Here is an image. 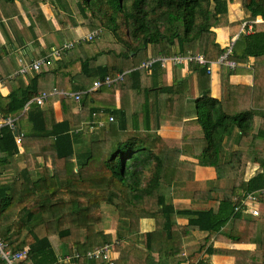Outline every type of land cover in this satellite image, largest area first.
Wrapping results in <instances>:
<instances>
[{
  "label": "trees",
  "instance_id": "1",
  "mask_svg": "<svg viewBox=\"0 0 264 264\" xmlns=\"http://www.w3.org/2000/svg\"><path fill=\"white\" fill-rule=\"evenodd\" d=\"M39 1L41 0H31V3ZM228 1L231 0H75L72 5L75 12H71V6L65 0L56 4L55 12L59 23L63 20L62 23L67 21L64 25H68L70 20L74 26L78 25L77 19L85 23L89 20L96 21L104 30L111 32L118 47L115 52L103 49L102 57L109 59L111 56L113 63L99 65L97 69L101 70L100 74L89 75L90 72L83 71L82 64L85 61L89 63V59H85L81 61L79 71L72 67L62 70L57 66L51 72H44L42 69L34 72L39 76L51 74L60 83L51 84L49 80L47 84L39 85L34 77L27 84L14 81L16 84H12L7 95L0 94L2 119L21 114L31 122V131L26 136L20 132L14 120L11 122L13 128L7 122L0 126V157L16 156L18 147L14 128L23 134L21 145L24 151L16 157L23 166L9 178V183L0 180V240L10 253L28 248L26 259L18 264H98L96 259L84 257L70 259L69 263L60 262L49 237L56 235L64 245L68 240L79 253L94 245L97 247L112 243L108 235L97 228L103 221V205L114 208L118 228L115 237L122 243L133 239L130 237L131 225L138 223L139 219L151 218L155 221L152 231L137 234L141 239L140 244L147 251L158 254L156 262L150 261L147 264H168V259H174L183 251V239L195 240L189 247L191 249H186L190 253L196 251L194 247H198V252L204 250L208 255L217 254L218 249L210 244L212 235H217L221 240L255 245L253 251H234L236 264H264V229L259 220L263 214L254 216L241 210L235 211L246 192L264 190V158L256 159L261 169L255 171L247 181H243L246 161L241 159L240 152L232 149L234 144L244 142L246 137L251 139L262 136L264 139V129H258L256 136L251 133L255 110L225 112L222 102L209 95L210 75L205 68L195 64L202 76L200 96L193 101L203 141L199 146L200 158L197 164L211 166L215 170L213 182H217L218 188H213L212 191L219 193L218 195L221 193V197H217L215 208L207 205L206 208H203L204 205L198 209L174 208L171 201H167L166 194L161 193L163 178H169L164 172L171 166L166 160L169 148L163 145V138L155 133L125 134L120 123L114 126L109 120L112 115L117 117L118 110L113 109L109 103L115 90L131 88L136 92L140 89V79L125 77L127 74L139 77L141 69L133 68L125 72L120 66L121 59H128L130 54L135 56L139 49L152 44L160 47L163 45L167 56L171 54L166 49L173 54L199 51L208 61L217 60L225 48L215 40L212 27H216L221 16L227 13ZM241 3L248 13L243 18L247 24L242 32L237 33L233 42L228 58L235 60L237 67L227 69V76L246 67L248 57L254 58L256 68H264V0H241ZM146 15L150 16V21L146 19ZM258 18L261 20L257 21ZM152 22L155 23L154 27L144 28ZM248 24H252L251 32L247 31ZM234 34L235 32L231 33V37ZM91 41H79L77 38V45L90 46ZM104 42L106 45L107 41ZM100 47L98 45L99 49ZM70 49L60 51L59 60ZM118 52L121 54L120 59ZM118 73H123L120 81L90 90L79 101L81 111L84 114L87 112L93 122L98 119L93 113L98 112L99 108L103 111L101 119L105 123L96 130L73 132V128L79 123L71 115L56 121L53 116L54 101L60 99L69 111L76 106L59 95H49L45 99V107L33 102L40 92H50L57 88L54 85H71L72 79L83 82L84 85L87 80V84L90 82L92 85L96 77L102 79L109 75L115 78ZM103 88H112V97L107 95L110 97L109 106L104 105L107 98L101 93ZM174 88L175 85L170 90ZM97 100L101 102L95 104ZM262 119L264 120V115ZM97 123L98 121L94 124L97 126ZM249 134L251 135L248 136ZM79 143L80 148H76ZM48 151L52 158V170H36L33 166L38 162V157L44 156ZM208 190L196 189L191 195L200 198L195 195L203 197ZM208 193L206 198L203 197L206 201L211 198V191ZM259 200L264 203V191ZM177 217L185 218L187 222L177 224ZM228 224L230 228L225 230ZM194 232L206 233V236L201 240L196 238ZM82 235L88 238L89 248L80 245ZM130 246L135 256L134 261L139 253L136 243ZM64 257L63 253L61 259ZM0 264L6 262L0 258ZM100 264L110 263L101 261ZM112 264H123V259L120 262L115 260ZM195 264L208 263L201 259Z\"/></svg>",
  "mask_w": 264,
  "mask_h": 264
},
{
  "label": "crops",
  "instance_id": "2",
  "mask_svg": "<svg viewBox=\"0 0 264 264\" xmlns=\"http://www.w3.org/2000/svg\"><path fill=\"white\" fill-rule=\"evenodd\" d=\"M236 4L237 3L234 0L228 1L227 13L221 16L220 22L216 27H212V30L215 32V40L221 47L226 46L230 39L234 42L237 38V33L242 26V23L234 20V7ZM55 7L56 4H54L52 0H41L37 3H31V0H0L1 95L5 96L10 92L12 84H16L14 81L27 84L29 79L31 80L35 77V82L39 83V85L47 84L49 80H51V84L56 82L60 83V81L51 74H49V77V75L39 76V74H35L31 71L20 76H17L15 73L22 65H27L35 59L42 58L41 56L47 55L51 50L54 51V49H57L63 51L64 49H72L75 44L78 43V37L88 40L87 32L90 30L86 28L87 24H85V22H80L79 19H77L78 25L74 26L69 20L68 25H65L66 29H64L62 33L60 25L63 23H59V21L56 20ZM245 16L246 14L244 17ZM260 20L261 19L258 18V21ZM29 21L31 22L30 24H28ZM64 24H67V21H64ZM66 30L73 35L74 39L70 40L71 37L69 38V34ZM234 32L235 34L231 37V33ZM95 38L96 37L92 40ZM68 45L70 46L67 47ZM79 46V52L82 53L81 55H69L68 53L66 55L65 53L63 55L64 57L61 58L62 60H59L61 54L54 58L52 57V59L50 58L52 60L50 67L44 69V72H51L57 66L62 68V70L72 67L79 71L81 61L89 59V63L85 61V63L82 64V70L90 72L89 75L100 74L101 70H98L97 67L105 64L104 59L101 58L103 46H101L100 49L96 45L82 46L80 44ZM134 46L137 47L135 44ZM164 50L165 47L163 45L160 47L150 44L147 45L145 49H139L135 56L130 54L128 59H121L120 66L125 72H128L133 68L141 69L139 77L136 75L130 77L129 74L125 77L127 78V76H129V79H140V89L136 92L131 90V88L123 89L121 91L120 89L115 90L113 98L109 103L113 109H117L118 111L117 117H112L113 115L111 116L113 118L112 122L114 123V126L120 123L121 129L125 134L130 132L155 133L163 138V145L169 148L166 160L171 163V166L168 168L167 172H164L169 178L168 180L163 178L161 190L165 191L163 188L167 187L166 192L168 194L166 195V199L168 202L171 201L174 208L190 209L191 207L193 209H198L202 208L206 203H208V206L215 208L212 203L213 201H206L203 197L193 198L191 194H183L187 189L196 190V186L208 183L211 179L214 181L216 174L213 167L197 164V161L200 158L199 146L200 144H203V141L197 118L198 113L195 105L191 103V100L201 93L202 76L196 70L194 63L187 62L176 65L169 61L163 63L158 60L160 57L169 58L173 55L180 54H173L166 49L168 54H171L167 56L164 54ZM140 51L141 56H139ZM172 51H174V48ZM188 52L190 51H187L186 53ZM117 56L118 59L121 58L120 52L117 53ZM142 56L144 57L141 58ZM136 58H139V61L135 62L134 59L136 60ZM148 59L155 60L149 69L143 66L144 62ZM253 59V57H248L245 61V63H247L246 67H241L228 76L226 68L213 64V72L209 76V95L220 100L223 104L224 111L227 113L239 112L245 109L255 110L251 133L252 136H256L258 129H264V120L262 119V116L264 115V68H256V64H253ZM69 76L71 77L72 74L70 73ZM106 76L109 75H105L102 79ZM94 79L97 80L99 77ZM87 82L88 81L86 80L84 85L83 82H75L72 79L71 85L61 84L58 86L54 85V87L70 93H81V95H83L90 90H95L94 87L90 85V82L89 84H87ZM191 82L192 85L189 87ZM174 85L175 88L170 90ZM81 86L83 89H80ZM189 93L191 95H188ZM62 98L64 99V97ZM229 99L235 101V109L231 106H226L228 105ZM72 100L74 101V99ZM91 100L93 101V99ZM66 115L69 117L71 115L78 121L79 125L73 129H81V133L82 130L83 133L88 130L92 131L94 128L96 130L98 127H102L105 123V121L101 119L103 111L100 108L98 112H94L93 115L98 117L95 122H102L103 125L99 126L97 123L96 126V124H94L95 122L90 119L88 113L86 112L84 114L81 111L80 103H77L74 109L69 111L60 99L54 101V119L56 121H61L63 118H66ZM10 119L15 121V125L19 127L20 132L25 134L24 136L31 131V122L29 121V125H26V122L28 121L24 116H21V114L12 116ZM88 122L89 129L87 130ZM4 123H6V120L0 117V126ZM83 125L84 129H82ZM93 125H95V127ZM10 126L12 128L14 127L12 124ZM15 129L16 133L14 134V137H16V135H21L22 137L23 134L19 133L17 128H14V130ZM77 131L78 130H76V132ZM250 135L251 134L248 136ZM247 138L248 137L244 139V142H239L238 145L234 144L232 148L234 152L238 151L241 153V159L243 161L248 158L253 161L249 162L248 167L246 166L243 181H247L253 173H255L256 168V171L261 169L259 163L256 162V159L264 158V139L262 136L258 138L252 137L251 139ZM16 145L18 147V154L16 156L12 158H6L5 156L0 157V168L4 171V173L0 172V177L2 176L1 179H4L5 183H9V178L13 176L11 173V167L14 164L13 162L16 157L24 151V147L21 143ZM80 146L81 144L79 143L76 148H80ZM38 158L40 159L42 157L39 156ZM246 165H248L247 162ZM21 166H23V163L20 164V167ZM249 208H255L259 213L263 214V217H259V220L261 227L264 229V203L259 200L257 203L249 206ZM243 213L251 214L248 211ZM186 222L187 219L185 218L177 217L176 219L177 224L182 225ZM138 224L140 228L139 232L143 233L152 231L155 226V221L151 218H141L139 219ZM194 234L198 239H201L202 235L203 237L206 236V233L202 234L194 232ZM57 239L58 237L56 235H51L49 237L51 246H53L58 256H62L63 253L65 254V257L63 259L59 258V261L61 260V262L69 263L68 261L70 259H67V257L72 254H69L71 252L68 250V243L64 245V242L58 239L59 242L56 244L54 243V240L56 241ZM194 243L195 240L184 241L183 239L181 245L183 251L178 256L174 257V259H168V264H195L201 259L207 261L208 264H236V251H253L255 247L253 243H235L225 239H218L217 235H212L210 237L211 247L217 248L219 252H216L217 254L208 255L204 250L193 254L194 251L192 253H190V251L188 252L191 248L188 247V250H186L184 247L190 246ZM69 246L71 248L74 247L70 243ZM136 247L139 255L138 258L133 261L134 263L140 262L141 264H144L145 257H148L146 264L150 261L156 262L158 260L157 252L147 251L142 244H136ZM24 249L28 248L24 247ZM224 250H229L231 252L226 253ZM18 262L21 261H17L16 264H18ZM26 264H31V262H27Z\"/></svg>",
  "mask_w": 264,
  "mask_h": 264
},
{
  "label": "rangeland",
  "instance_id": "3",
  "mask_svg": "<svg viewBox=\"0 0 264 264\" xmlns=\"http://www.w3.org/2000/svg\"><path fill=\"white\" fill-rule=\"evenodd\" d=\"M66 2L65 3H68V5L69 6H71V12H75V9L72 7V5H73V3L75 2V0H65ZM232 1V0H231ZM237 4L235 5V7H234V16H235V19L234 20H237V21H239L240 23H242V26H241V28H240V30H242L243 29V26L245 25V22L243 21V18L242 17H244V15L246 14H248L246 11H245V9L243 8V5H242V3L240 2V0H234ZM52 2L54 3V4H60L61 3V0H52ZM245 13V14H244ZM74 15H75V13H74ZM149 15V14H148ZM148 15H146V19L147 20H149L150 21V16H148ZM157 15V14H156ZM55 18H56V20H57V16H55ZM242 18V19H241ZM228 19V18H227ZM28 20V19H27ZM241 20V21H240ZM62 22V21H61ZM31 22L29 21L28 22V24H30ZM85 24H87L86 25V28L88 29V30H90L89 32H87V39L88 40H92L94 37H97L98 35H92V37L91 38H89V36L91 35V34H93V33H95L96 31H98V30H100V33H102L100 36H98L97 38H95L94 40H92L91 42H90V44H92V45H96V46H103L102 48L105 50V49H107V50H110L111 52H115L114 50L118 47V44L116 43L117 41H116V38L111 34V32H109L108 30H104L103 29V27L101 26V24H98L96 21H93V20H89L87 23H85ZM155 26V23L154 22H152V23H150V24H148V25H146L144 28L145 29H151L152 27H154ZM64 27V28H63ZM61 28V29H60ZM60 30L62 31V33H63V30L64 29H66V26L65 25H60ZM102 29V30H101ZM237 29H238V27H237ZM239 30V31H240ZM67 31V33L69 34V38L71 37V39L70 40H72V39H74V37H73V35L72 34H70V32L68 31V30H66ZM102 31V32H101ZM235 31V30H234ZM78 40H85V39H83V38H81V37H78ZM104 41H107V44L106 45H104L105 44V42ZM114 41H116V42H114ZM70 42V41H69ZM69 42H67V43H69ZM97 43H99L98 45H97ZM228 44H231L232 43V40L230 39L228 42H227ZM82 46H84V44H82ZM209 47H211L210 45H209ZM79 50H80V46L79 45H75L72 49H70V50H68V54L69 55H75V54H77V55H81L82 53H80L79 52ZM197 50H199V48L197 47ZM196 50V51H197ZM148 51V50H147ZM199 52V51H198ZM201 53V52H200ZM112 55V54H111ZM139 56H141V51L139 52ZM42 58L43 57H48V58H51L52 59V50L50 51V53H48L47 55H45V56H41ZM144 56H142L141 58H143ZM102 59H104L105 60V62H110V63H113V60L111 59V56H110V58L108 59V58H106L105 56L104 57H101ZM101 59V60H102ZM135 62H137V61H139V58H136V60H134ZM147 61H152V63H151V66L153 65V62L155 61L154 59H148V60H146L144 63H146ZM183 63H187V62H182V63H178V64H176V65H179V64H183ZM137 64V63H136ZM51 65V64H50ZM50 65L49 66H47L46 68H44V69H47L48 67H50ZM44 69H42V70H44ZM19 70V69H18ZM40 71V70H39ZM28 73V72H27ZM27 73H19L18 71L15 73L17 76H20V75H25V74H27ZM149 78H150V76H149ZM192 85V82L189 84V87ZM113 88V87H112ZM112 88H103L102 90H101V93L102 94H104V97L105 98H107V100L105 101V103H104V105H106V106H109L108 105V102H109V100H110V97L109 96H107V95H110L111 97H112V95H111V91H112ZM188 95H191L190 93L188 94ZM51 96H52V94H51ZM81 94H80V97H79V100H77L78 102H76V100H72V99H69V98H65L66 99V101L67 102H69L70 104H74V105H76L77 103H79V101H80V99H81ZM92 97H93V94L91 95ZM200 96V94L199 95H197L195 98H193L192 100H191V103L192 104H194L193 103V101L195 100V99H197L198 97ZM94 98V97H93ZM101 101L100 100H97L96 102H95V104H99ZM45 104V103H44ZM44 104L42 105V107H45L44 106ZM231 106V107H233L234 109H235V106H236V104H235V101L233 100V99H229V102H228V106ZM28 121V120H27ZM27 124L26 125H29L28 123H29V121L28 122H26ZM28 127V126H27ZM82 129H84V125H83V127H82ZM87 129H89V122L87 123ZM76 130H78V132H80L81 133V129H76ZM76 130L75 131H73V132H76ZM82 132H83V130H82ZM115 148V146H113L112 147V149H114ZM246 162H247V164L248 165H246L247 167L249 166V162H253L251 159H246L245 160ZM14 164L12 165V167H11V169H12V174H15L16 173V171L20 168V164L22 163H20V162H18L16 159H15V161L13 162ZM20 163V164H19ZM171 164V163H170ZM36 170H38V169H40V170H42V168H45V169H48V170H52L51 169V167H52V158H51V156H50V154H49V151L44 155V156H42V158H38V162H36L35 164H34V166H33ZM253 170H255V169H253ZM256 170H257V168H256ZM255 170V171H256ZM0 172L1 173H4V171L0 168ZM2 178V176L0 177V180H2L1 179ZM4 180V179H3ZM197 187V189L198 190H207V189H209L208 191H211V195H210V201H213L212 203H213V205L215 206V204H216V201H218L217 200V197H221V193H220V195H218L219 193H216V192H214V191H212V189L213 188H218V184H217V182H213V179H211V181L210 182H208V183H205V184H200V185H198V186H196ZM163 189H165V191H163V192H161V193H163V194H168L167 192H166V190H167V187H164ZM195 189V188H194ZM192 190L193 189H187L185 192H183V194H185V195H190L191 194V192H192ZM208 191H206V193H204L203 194V197H207L208 195H209V193H208ZM241 193V192H240ZM239 193V194H240ZM244 192H242V194H243ZM196 197H201V195H199V194H196L195 195ZM192 197H193V195H192ZM194 198V197H193ZM152 200L154 199V198H151ZM209 201V202H210ZM211 203V204H212ZM150 204H153V201H150ZM207 206H208V203L206 204ZM206 205L203 207V208H206ZM252 204H250L249 206H251ZM208 207H210V206H208ZM191 208V207H190ZM114 208L110 205V206H108V205H103L102 206V216H103V221H102V223H100L99 225H97V228L98 229H100V230H102L105 234H107L108 235V238L111 240L110 242H112L113 243V245H112V247H113V251H111V253H110V256H109V259H107V258H103V257H99V258H96V261H97V263L98 264H100V262L101 261H105V262H107V261H109V262H111V264L113 263V262H115V260H116V262L118 261V262H120V259H123V264H141L140 262H137V263H134L133 262V259L135 258V256L131 253V246L130 245H132V244H138V245H140V241H141V239L139 238V237H137V234H140L139 233V231H140V228H139V224L138 223H134V224H132L131 225V229H132V234L130 235V237H132L133 239H129V240H126L124 243H122L121 241H118L117 239H116V237H115V233H116V230L118 229L117 228V214L114 212V210H113ZM160 223H161V221H160ZM229 224L225 227V230H229ZM204 237H203V235H202V237H201V240L203 239ZM87 237H85V236H81V238H80V245L82 246V247H84V248H89V242L87 241ZM136 240V241H135ZM252 240H254V239H252ZM59 242V240L57 239L56 241L54 240V243H58ZM67 243H68V250H70L71 251V253H72V255H69V254H67V255H69L68 257H67V259H71V257L72 256H75L76 255V250H74V248L72 249L70 246H69V241L67 240ZM143 245V244H142ZM193 245V244H192ZM192 245H190V246H184L186 249H188V247H191ZM91 246V245H90ZM94 247H95V245H94ZM194 248H196V251H194V253L193 254H195V253H198V251H200V250H197L198 249V247H194ZM92 248H90V249H87V250H85V251H81V257H84V255H85V253L87 252V251H89V250H91ZM137 255H139V254H137ZM60 259H61V255H59L58 256ZM85 258V257H84ZM147 258L148 257H145V259H144V264H146V261H147ZM17 262V261H16ZM60 262H61V260H60Z\"/></svg>",
  "mask_w": 264,
  "mask_h": 264
},
{
  "label": "built area",
  "instance_id": "4",
  "mask_svg": "<svg viewBox=\"0 0 264 264\" xmlns=\"http://www.w3.org/2000/svg\"><path fill=\"white\" fill-rule=\"evenodd\" d=\"M251 29H252V26H249V31ZM99 34H100V30L91 34L89 36V38H91L92 35H99ZM69 46L70 45H68L67 47H69ZM226 46H227L226 51L223 53V55L220 56V58L217 60V63L219 62V63H222V64H224L230 68H233L236 65V63L234 61H231L228 59V56H229L230 51H231L232 43L227 44ZM52 54H53V58H54V57L60 55V51L57 49H54ZM158 60H160L163 63L165 61H169L173 64H178V63H182V62L196 63L200 66L205 67L208 74L212 73L213 63L211 61H208L204 57V55L200 54V53L188 52L186 54H176V55H173L172 57H169V58L160 57ZM51 62H52V60L48 57L35 59L27 65H22L19 68L18 72L19 73H27L29 71L38 72L39 70L44 69L47 66H49L51 64ZM151 63H152V61H147L146 63H144L143 66L146 67L147 69H149V67H151ZM122 77H123V74H118L115 78H111L109 76H106L102 80L101 79L95 80L93 82L92 86L94 87V89H96V88L103 86V85H110V83H112V82L120 81L122 79ZM51 94H56V95L62 96L64 98H73L74 100L77 101V100H79L81 93H70V92H67V91H64V90H61L58 88H53L50 92H46V91L40 92L39 95L34 97L33 102L36 103L38 106H42L45 103V99ZM109 120L112 121L113 118L109 117ZM7 122L11 124L10 119H7ZM98 125L102 126L103 123L99 122ZM15 141L17 144H20L21 143V135H16ZM263 191H264L263 189H259L257 191L246 192L245 195L242 197L238 206L235 208V211H237V210H241L243 212L248 211L254 216L258 215L259 211L255 208H249V205L257 203L259 200V197L261 196ZM112 245H113L112 243H106V244H102V245L97 246V247H93L91 250H89L85 253L84 257L89 258V259H96L99 257L109 259L110 253H111V251H113ZM26 257H27V249H24V250L17 252V253H10L8 250L5 249V244L0 240V258L2 260H4L6 262V264H15V261L24 260V259H26ZM79 257H81V254L76 252V255L72 256L71 258H79ZM107 262H109V261H107ZM109 263L111 264V262H109Z\"/></svg>",
  "mask_w": 264,
  "mask_h": 264
},
{
  "label": "clouds",
  "instance_id": "5",
  "mask_svg": "<svg viewBox=\"0 0 264 264\" xmlns=\"http://www.w3.org/2000/svg\"><path fill=\"white\" fill-rule=\"evenodd\" d=\"M258 21V20H257ZM247 23L245 22V25H246ZM245 25L243 26V29L242 30H240L239 32H242L243 30H244V27H245ZM249 26H252V24H248V26H247V31L248 32H251L252 31V29L249 31ZM228 44V43H227ZM226 44V45H227ZM232 45H233V41H232ZM224 48H225V51H226V48H227V46H224ZM232 48V47H231ZM224 51V52H225ZM223 52V53H224ZM191 53H198V52H191ZM223 53L221 54V55H223ZM201 54V53H200ZM220 55V56H221ZM220 58V57H219ZM218 58V59H219ZM217 59V60H218ZM229 59V58H228ZM217 60H212V63L213 64H217V65H220V66H222L223 68H226V69H233L234 67L236 68L237 67V63H236V61L235 60H233V59H229V60H231V61H234L235 63H236V65L233 67V68H230V67H228V66H226V65H224V64H222V63H217ZM194 64H196V63H194ZM198 65V64H197ZM200 66V65H199ZM201 67H203V66H201ZM203 68H205V67H203ZM206 70V69H205ZM207 72V71H206ZM212 72H213V69H212ZM212 74V73H211ZM211 74H209V75H211ZM42 107V106H41ZM11 120V119H10ZM6 122H7V119H6ZM11 122H12V120H11ZM8 123V122H7ZM11 125V124H10ZM113 244V243H112ZM98 246H100V245H98ZM24 250V249H23ZM28 250V249H27ZM76 252H78V251H76ZM79 253V252H78ZM72 259V258H71ZM73 259H75V258H73ZM25 260V259H24ZM18 261H23V260H18ZM17 262L15 261V264H16ZM19 263V262H18Z\"/></svg>",
  "mask_w": 264,
  "mask_h": 264
},
{
  "label": "water",
  "instance_id": "6",
  "mask_svg": "<svg viewBox=\"0 0 264 264\" xmlns=\"http://www.w3.org/2000/svg\"><path fill=\"white\" fill-rule=\"evenodd\" d=\"M16 133V129L14 130V134Z\"/></svg>",
  "mask_w": 264,
  "mask_h": 264
}]
</instances>
